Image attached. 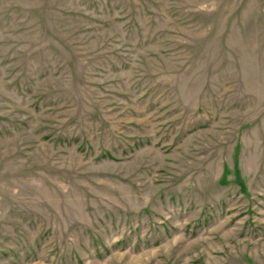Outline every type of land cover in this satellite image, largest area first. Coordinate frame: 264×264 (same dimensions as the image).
Listing matches in <instances>:
<instances>
[{"label":"rangeland","instance_id":"374dc122","mask_svg":"<svg viewBox=\"0 0 264 264\" xmlns=\"http://www.w3.org/2000/svg\"><path fill=\"white\" fill-rule=\"evenodd\" d=\"M0 264H264V0H0Z\"/></svg>","mask_w":264,"mask_h":264}]
</instances>
